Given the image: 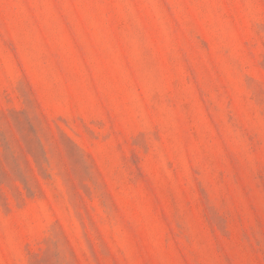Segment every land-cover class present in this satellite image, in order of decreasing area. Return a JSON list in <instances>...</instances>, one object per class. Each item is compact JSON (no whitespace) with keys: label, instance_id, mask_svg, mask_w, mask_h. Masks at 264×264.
Wrapping results in <instances>:
<instances>
[{"label":"rangeland","instance_id":"obj_1","mask_svg":"<svg viewBox=\"0 0 264 264\" xmlns=\"http://www.w3.org/2000/svg\"><path fill=\"white\" fill-rule=\"evenodd\" d=\"M0 264H264V0H0Z\"/></svg>","mask_w":264,"mask_h":264}]
</instances>
